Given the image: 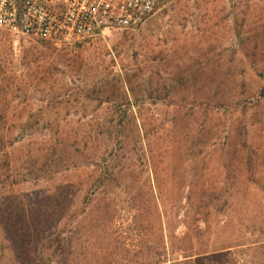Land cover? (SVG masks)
I'll return each mask as SVG.
<instances>
[{
    "label": "rangeland",
    "instance_id": "374dc122",
    "mask_svg": "<svg viewBox=\"0 0 264 264\" xmlns=\"http://www.w3.org/2000/svg\"><path fill=\"white\" fill-rule=\"evenodd\" d=\"M261 75L264 0L0 30V264H264Z\"/></svg>",
    "mask_w": 264,
    "mask_h": 264
},
{
    "label": "built area",
    "instance_id": "2783aa9c",
    "mask_svg": "<svg viewBox=\"0 0 264 264\" xmlns=\"http://www.w3.org/2000/svg\"><path fill=\"white\" fill-rule=\"evenodd\" d=\"M168 1L0 0V30L70 47L104 30H135Z\"/></svg>",
    "mask_w": 264,
    "mask_h": 264
},
{
    "label": "trees",
    "instance_id": "16d2710c",
    "mask_svg": "<svg viewBox=\"0 0 264 264\" xmlns=\"http://www.w3.org/2000/svg\"><path fill=\"white\" fill-rule=\"evenodd\" d=\"M261 77L264 79V76L263 75H261ZM260 96L261 97H264V89H261V91H260ZM245 146V145H244Z\"/></svg>",
    "mask_w": 264,
    "mask_h": 264
}]
</instances>
